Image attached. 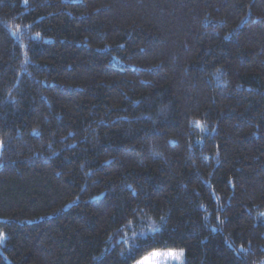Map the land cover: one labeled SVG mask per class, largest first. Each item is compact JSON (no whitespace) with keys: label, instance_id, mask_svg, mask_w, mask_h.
Instances as JSON below:
<instances>
[{"label":"trees","instance_id":"16d2710c","mask_svg":"<svg viewBox=\"0 0 264 264\" xmlns=\"http://www.w3.org/2000/svg\"><path fill=\"white\" fill-rule=\"evenodd\" d=\"M262 213L264 0H0V264H264Z\"/></svg>","mask_w":264,"mask_h":264},{"label":"snow or ice","instance_id":"6c2138e0","mask_svg":"<svg viewBox=\"0 0 264 264\" xmlns=\"http://www.w3.org/2000/svg\"><path fill=\"white\" fill-rule=\"evenodd\" d=\"M39 33H37V36ZM199 124V122H196ZM261 215H264L262 213ZM161 220H164V217H161ZM135 235V234H134ZM5 238V234L0 232V240ZM184 256V250H174L168 252H162L158 250L151 251L146 255L141 256L138 259L133 260V264H173L174 261H180Z\"/></svg>","mask_w":264,"mask_h":264},{"label":"rangeland","instance_id":"374dc122","mask_svg":"<svg viewBox=\"0 0 264 264\" xmlns=\"http://www.w3.org/2000/svg\"><path fill=\"white\" fill-rule=\"evenodd\" d=\"M175 250H180V249H175ZM158 251H162V252H168V251H174V250H167V249H159ZM181 263V260L180 261H174L173 264H180ZM165 264H167V262H165Z\"/></svg>","mask_w":264,"mask_h":264}]
</instances>
